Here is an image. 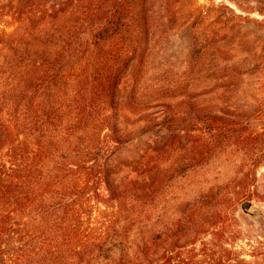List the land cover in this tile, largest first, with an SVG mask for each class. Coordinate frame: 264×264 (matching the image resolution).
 Instances as JSON below:
<instances>
[{
    "label": "trees",
    "instance_id": "16d2710c",
    "mask_svg": "<svg viewBox=\"0 0 264 264\" xmlns=\"http://www.w3.org/2000/svg\"><path fill=\"white\" fill-rule=\"evenodd\" d=\"M87 5L0 4L16 24L0 34V264H261L260 242L237 243L252 197L166 191L194 167L183 134L114 161L143 121L128 95L137 50L125 8Z\"/></svg>",
    "mask_w": 264,
    "mask_h": 264
},
{
    "label": "rangeland",
    "instance_id": "374dc122",
    "mask_svg": "<svg viewBox=\"0 0 264 264\" xmlns=\"http://www.w3.org/2000/svg\"><path fill=\"white\" fill-rule=\"evenodd\" d=\"M112 1L125 8L124 31L135 38L126 47L137 50L128 95L135 94L143 117L130 125L136 141L118 150L114 161L136 159L151 142L183 134L179 156L194 167L166 191L252 197L254 205L237 224L238 250L248 251L252 239L264 252V0ZM15 28L11 17H0V34ZM147 126L152 131L144 133Z\"/></svg>",
    "mask_w": 264,
    "mask_h": 264
}]
</instances>
